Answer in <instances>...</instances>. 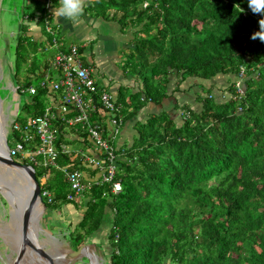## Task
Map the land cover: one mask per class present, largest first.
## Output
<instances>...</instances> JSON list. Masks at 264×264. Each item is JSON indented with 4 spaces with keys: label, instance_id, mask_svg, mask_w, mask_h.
<instances>
[{
    "label": "trees",
    "instance_id": "obj_1",
    "mask_svg": "<svg viewBox=\"0 0 264 264\" xmlns=\"http://www.w3.org/2000/svg\"><path fill=\"white\" fill-rule=\"evenodd\" d=\"M92 3L94 8L100 5L98 14L116 20L131 36L124 64L141 86L128 98L123 88L113 98L120 124L133 119L146 102L161 103L172 77L174 91L188 77L199 79L203 96H198L199 109L181 105L180 122L161 111L134 121L131 143L112 142L115 180L122 187L116 194L111 183L92 184L80 205L81 198L69 200L62 169L94 172L72 158L73 153L59 154L40 186L53 194L51 202L43 197L47 210L81 208L76 226L67 227L65 234L70 248L90 243L105 226V264H264V42L251 39L264 17L252 13L248 0ZM26 8L28 20L37 18L44 28L45 11L36 12L30 4ZM27 26L20 25L24 33L13 49L17 71L23 60L29 75L37 42ZM42 75L35 77L37 82ZM221 76L225 85L213 86L211 80ZM30 84L26 81L23 87ZM47 103V91L37 89L19 108L27 115L17 113L16 120L41 114ZM102 117L100 110L91 113L90 123L98 124ZM69 132L58 141L89 146L86 132L62 136ZM84 148L71 149L88 154ZM34 168L39 181L47 169Z\"/></svg>",
    "mask_w": 264,
    "mask_h": 264
},
{
    "label": "built area",
    "instance_id": "obj_2",
    "mask_svg": "<svg viewBox=\"0 0 264 264\" xmlns=\"http://www.w3.org/2000/svg\"><path fill=\"white\" fill-rule=\"evenodd\" d=\"M44 7V27L56 49L52 59L54 70H47L37 85L30 84L15 90L29 95H33L37 89L45 90L48 103L41 114L29 116L23 122L16 118L11 122L9 131L17 133L19 138H13V144L8 146L9 155L25 159L33 167L47 169L41 177L47 178L49 168L57 165L59 154L73 153L72 158H77L81 165L94 173L89 174L83 169H62L70 188L67 194L69 200L82 198L92 184L111 183V192L116 194L122 187L120 181L115 180L117 163L112 140L120 133L122 126L121 116L117 114L119 107L115 105L111 93L98 88L95 67L82 58L79 46L70 44L66 49L60 48L58 28L50 22L51 0H45ZM99 110L103 115L100 123L91 124V113ZM67 130L73 132L62 136L78 137L79 133L86 132L85 140L89 146L86 148L83 145L82 148L85 147L88 154L80 155L78 152H86L81 149L74 152L70 145L58 141L59 135ZM79 138L84 140L83 137ZM45 179L41 180L44 182ZM41 195L47 202L53 199V194L46 188L41 187Z\"/></svg>",
    "mask_w": 264,
    "mask_h": 264
},
{
    "label": "rangeland",
    "instance_id": "obj_3",
    "mask_svg": "<svg viewBox=\"0 0 264 264\" xmlns=\"http://www.w3.org/2000/svg\"><path fill=\"white\" fill-rule=\"evenodd\" d=\"M28 4H30L32 7L36 6V12L40 13V10L45 11V0H0V98L5 137L9 133L8 131L10 129V124L16 118V114L19 113L20 115H27V112H22L23 110L19 111V108L21 104L29 98V94L27 92H22L21 90L16 91L15 88L20 87V89H23V84L30 80L33 85H36L37 80L35 77L41 73L46 64L52 71L54 68L52 59L55 54V48L52 46L50 41L44 40L43 42H37V50L30 58L32 63L30 74L28 75L26 73V66L24 65L25 62L23 60H20L21 62L19 63L18 71L16 69V53L15 49L13 48L17 43L19 35L24 33H21L20 25L22 23L24 24L25 22L29 23V20L27 19L28 15H26L29 10L26 8ZM97 6L99 7H96L92 10L94 13L101 11L100 5L97 4ZM105 12L109 13V11ZM39 13H37V15H39ZM32 20L36 21V18ZM51 21H53V18ZM108 25L109 26L107 28L110 29V34H112L113 39L114 35L117 39H121L124 36L123 33H128L127 30L125 31L120 28V24L116 20L109 21ZM107 28L102 27L101 29L108 30ZM103 38L106 40V37ZM65 39L66 42L64 43L67 44L69 41H71L73 44L83 49L82 58L85 60L89 57V55H92V51H94V54L96 55V44L97 46L100 44L99 40L95 39L94 41L90 42L86 41L85 39L80 40L77 36H72L71 38L66 36ZM107 42L104 46L110 48V45H108ZM127 52L120 53L121 58L118 57L120 59L119 64L122 60V70L126 73V76H132L138 80V78L135 76L136 74L131 72L130 69L126 67L127 64L126 66L124 64L126 61ZM95 70L98 75H102L103 73L106 77H109L108 74L105 73V68L98 66L95 68ZM225 79L226 77L224 76L214 77L211 80V84L213 86L221 87L222 85H225ZM172 80L174 81L175 78L172 77ZM184 87L185 85L182 86V89H184ZM193 87L191 90H194ZM214 91H216V89H214ZM122 92L125 93V98L130 97V95L134 93L131 87L130 89H122ZM186 93H188L187 90H184L182 96L178 97L177 99V101H179L181 104L189 101L190 98H192ZM141 95V93L137 94V96ZM171 97L172 102L174 100L173 96ZM181 115L182 112H180V116ZM175 120L179 122L178 115L175 116ZM131 130L133 132L132 128ZM119 136L120 135H117L116 137L119 138ZM13 142L14 139L9 134L8 144L12 145ZM112 142H115L116 144L115 138L112 140ZM70 145V148L74 146L78 148L82 147L81 143L77 141ZM126 145H128V143ZM49 175L50 174H48V176ZM45 178L46 177L41 179ZM41 179H39V181L40 184L43 185L44 182ZM1 185H3L5 188L10 186L14 189L16 196H19L18 193L23 188H25L26 182L19 173L7 169L4 166H0V187ZM66 190L67 187L64 188V192ZM22 191H24V189ZM22 195L27 197V192H23ZM81 200L82 198L80 199L79 203L77 202L78 205H80ZM38 207L40 215V230L38 231V238L47 247L52 248L55 252H57L56 264H87V261L83 259L86 257H78L70 260V258L67 256V252L71 249L65 235L67 234V227L70 226V229H73L76 226L82 214L81 208L79 207L78 210H75L73 205H69L68 207L65 205L61 209L49 210L48 208L47 210L44 208L43 212H40L41 206L38 205ZM15 216H18V214L14 212V208L9 203L8 199L5 197V194L0 188V264L8 263V258H12L14 255V249H16L21 243L20 238H16L18 235L13 234L15 232L14 226H17V218ZM106 231L107 229L103 227L101 230L96 231L91 236L90 246L87 249L91 250L93 254L91 256H86H89L92 264H105V261L108 259L109 253L107 248ZM23 257H26V254ZM93 260L97 262H93ZM21 264L25 263L22 261Z\"/></svg>",
    "mask_w": 264,
    "mask_h": 264
},
{
    "label": "crops",
    "instance_id": "obj_4",
    "mask_svg": "<svg viewBox=\"0 0 264 264\" xmlns=\"http://www.w3.org/2000/svg\"><path fill=\"white\" fill-rule=\"evenodd\" d=\"M94 0H91L90 3H87L84 8V12L81 16L77 17L75 20L66 19L63 16H56L53 13V9L55 7H59L58 3L59 0H51V17L50 22L52 25L56 26L57 29V36L60 43V48H67L70 44H73L71 41L66 42L65 37L71 38L78 37L80 40H86V41H94L99 40L100 44L97 47L96 55L95 52L92 51V55H89V57L85 60L94 65V67L101 66L102 68H105V73L108 74L109 77H106L103 73L102 75L95 74V79L97 86L101 87V90H106L109 93L112 94L114 98H116V95H118V92L120 89H125L131 87V89L135 92L140 88V82L132 76H126V73L122 70V60L119 64L121 58L120 53H126L128 51V45L129 41L131 39L130 32L123 33L124 36L121 39H117L114 35V39L112 38V34H110V29L107 28L108 22L112 21L110 19H106L103 17V15L98 14L97 12H93L94 9L93 2ZM112 11L110 10V13ZM39 17V16H36ZM53 18V21L51 19ZM37 19V18H36ZM23 24V23H22ZM27 26V34L31 35L33 40L36 42H43L44 40H47L46 38V32L45 27L43 28L42 24L36 23V21L29 20V23H24ZM30 25V26H29ZM102 27H106L108 30L101 29ZM107 34V35H104ZM103 37H106V41ZM48 41V40H47ZM108 43L110 45V48L105 47L104 45ZM99 48V49H98ZM81 55L83 57V49L79 47ZM56 52V49H55ZM90 54V53H89ZM124 55V54H123ZM95 67V68H96ZM49 70L50 72H53L50 67L46 64L43 70L41 71L43 75L45 72ZM54 70V68H53ZM42 75V76H43ZM175 78V77H174ZM175 80L170 83V86L168 88L167 97L161 101L159 104H154L151 101H148L142 109H140L136 116L129 120L124 122L121 126V130L119 133V138L116 137V144H125V142L131 143L132 138L135 135V130L133 129V123L135 120H145L150 115L158 114L161 111H166L170 114L172 118L175 119V116H179V122L181 121L180 112L181 105L188 104L190 107L199 109L200 108V100L198 99L199 95L203 96L202 92V85L201 81L197 78L188 77L184 81H182L179 86L178 90L174 91L175 89ZM185 85L184 89H182V86ZM194 86V87H193ZM193 87L194 90H191ZM187 90L190 98L189 101L181 104L179 101H177L178 97L182 96L183 91ZM191 90V91H190ZM173 96V100L171 102V99ZM128 98V97H126ZM179 107V108H178ZM148 115V116H147ZM147 116V117H145ZM178 122V121H177ZM133 129V132L131 130ZM105 227V226H102ZM85 253L87 255H92L91 250H86ZM93 262H97L93 260Z\"/></svg>",
    "mask_w": 264,
    "mask_h": 264
},
{
    "label": "water",
    "instance_id": "obj_5",
    "mask_svg": "<svg viewBox=\"0 0 264 264\" xmlns=\"http://www.w3.org/2000/svg\"><path fill=\"white\" fill-rule=\"evenodd\" d=\"M0 138L4 147V151L0 150V165L22 175L28 189L26 198L27 202L18 213L17 230L21 243L16 249H14V255L12 258H8L9 260L6 264H21V259L27 250L42 256L44 259V264H56L57 252H55L52 248L47 247L39 240L38 232H34L32 229H30L31 215L32 212H35L36 206H41L40 212H43V209L45 208V204L41 195V187L36 177L35 168L30 164L21 163L9 155L5 131H0ZM89 246L90 243L85 242L76 250L70 249L67 252V256L70 258V260L78 257H86L88 264H92L89 256L82 255V249L89 248Z\"/></svg>",
    "mask_w": 264,
    "mask_h": 264
},
{
    "label": "bare ground",
    "instance_id": "obj_6",
    "mask_svg": "<svg viewBox=\"0 0 264 264\" xmlns=\"http://www.w3.org/2000/svg\"><path fill=\"white\" fill-rule=\"evenodd\" d=\"M0 105H1V101H0ZM0 131L4 132V124H3V118H2V111H1V106H0ZM0 150L4 151V147L2 145V140L0 138ZM1 166V165H0ZM15 175V174H14ZM19 183V182H18ZM23 185V184H22ZM8 188H5L3 185H1V190L2 192L5 194V197L8 199L9 203L12 205V207L14 208V212L16 214L19 213L20 209L26 204L27 202V197H25L24 195H22L23 192H27L28 194V189L27 186L25 185L24 191H20L18 193L19 196H16V194L14 193V189L11 188L10 186H7ZM24 187V186H23ZM19 188V187H18ZM21 189V188H20ZM18 191V189H17ZM26 195V194H25ZM18 212V213H17ZM17 218V223H18V216H15ZM39 219H40V215H39V207L36 206L35 208V212H32L31 215V219H30V229H32V231L34 232H38L40 230V226H39ZM1 229V228H0ZM14 233L15 235H18V230H17V226H14ZM19 236H16V238ZM88 250L87 248L82 249V255H87L85 253V251ZM26 257L22 258V261L25 264H44V259L42 256L37 255L29 250L26 251ZM66 259V257H65ZM64 261V260H62Z\"/></svg>",
    "mask_w": 264,
    "mask_h": 264
},
{
    "label": "clouds",
    "instance_id": "obj_7",
    "mask_svg": "<svg viewBox=\"0 0 264 264\" xmlns=\"http://www.w3.org/2000/svg\"><path fill=\"white\" fill-rule=\"evenodd\" d=\"M90 2L91 0H59V7H55L53 13L56 16H63L66 19L75 20L83 14L85 5ZM248 7L253 14L264 17V0H248ZM251 39H259L261 42H264V18L259 20V31L253 33ZM7 146L9 145L7 144Z\"/></svg>",
    "mask_w": 264,
    "mask_h": 264
}]
</instances>
